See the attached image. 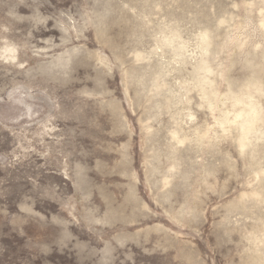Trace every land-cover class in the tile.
I'll use <instances>...</instances> for the list:
<instances>
[{
    "label": "rangeland",
    "instance_id": "rangeland-1",
    "mask_svg": "<svg viewBox=\"0 0 264 264\" xmlns=\"http://www.w3.org/2000/svg\"><path fill=\"white\" fill-rule=\"evenodd\" d=\"M0 264H264V0H0Z\"/></svg>",
    "mask_w": 264,
    "mask_h": 264
},
{
    "label": "bare ground",
    "instance_id": "bare-ground-1",
    "mask_svg": "<svg viewBox=\"0 0 264 264\" xmlns=\"http://www.w3.org/2000/svg\"><path fill=\"white\" fill-rule=\"evenodd\" d=\"M57 124V123H56Z\"/></svg>",
    "mask_w": 264,
    "mask_h": 264
}]
</instances>
